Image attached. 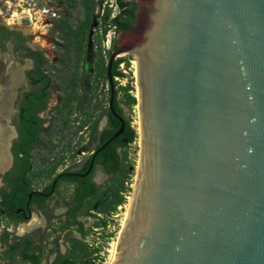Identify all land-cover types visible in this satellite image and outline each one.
<instances>
[{
	"label": "water",
	"instance_id": "1",
	"mask_svg": "<svg viewBox=\"0 0 264 264\" xmlns=\"http://www.w3.org/2000/svg\"><path fill=\"white\" fill-rule=\"evenodd\" d=\"M133 1L107 67L134 58L140 125L112 264H264V0Z\"/></svg>",
	"mask_w": 264,
	"mask_h": 264
},
{
	"label": "flooded vegetation",
	"instance_id": "2",
	"mask_svg": "<svg viewBox=\"0 0 264 264\" xmlns=\"http://www.w3.org/2000/svg\"><path fill=\"white\" fill-rule=\"evenodd\" d=\"M113 3L117 6L116 0ZM56 12L58 16L62 13L61 10ZM101 16L98 18L100 24ZM20 33L25 38L21 44L27 46L33 55H27L28 51L22 47L15 50V44L10 40L5 42L6 48L7 43L13 46L12 53L20 70L10 71L3 85L6 83V87L11 83L14 75L18 76L20 84L14 88L8 119L3 117L1 121L9 135L5 144L6 161L0 169V222L4 220L18 229L34 219L39 223L23 234L1 225L0 262L15 264L24 261L23 250L27 245L28 253L38 254L48 241L45 233L54 231V238L50 241L53 249L46 263L53 264L59 254L68 252L72 241L86 243L88 214L101 218L98 215L101 213L96 211L100 202H95L91 209L88 205L113 176L107 172L99 154L114 138L111 136L100 144L103 133L109 130L110 115L119 119L113 113L117 114L112 95L108 96L107 105L103 107L101 92L90 95L94 85L87 84V77H83L85 81H75L73 88L77 87L79 93L75 89L72 91L67 82L55 80L61 75L49 65L51 61L45 52ZM39 53L44 58L42 64H39ZM54 56L56 59L55 53ZM71 91L75 98L68 103L66 97ZM69 118L77 124L73 134L69 131L72 128ZM69 133L71 136L78 133L79 140L85 139L75 151L66 143L70 141ZM116 151L122 154L118 146ZM81 195L84 196L79 199ZM62 243H65L64 250Z\"/></svg>",
	"mask_w": 264,
	"mask_h": 264
},
{
	"label": "rangeland",
	"instance_id": "3",
	"mask_svg": "<svg viewBox=\"0 0 264 264\" xmlns=\"http://www.w3.org/2000/svg\"><path fill=\"white\" fill-rule=\"evenodd\" d=\"M62 0H0V26H5L10 29L18 30L22 32L26 37L30 39L29 42H33L37 47L42 49L45 52L48 60L53 62L55 60L54 53L57 51L56 46L54 44V37L52 33V29L43 28L44 23L47 22L45 17L41 14L37 13V10L42 9L43 7H52L56 11H60L64 14L65 9L62 8L61 5ZM96 3V9L94 12V17L91 23V29L88 33V37L85 41V47L82 51L81 61L78 65L77 69V80L85 81L83 77H87V84L93 83V88L89 91L91 96H94L96 91L101 92L102 96V106L106 107L107 99L109 96V83L103 78L96 75V69L98 65H103L108 61L109 53L112 51V41L115 37V33L113 29H109L107 33L103 36L101 33V24L99 23V17L101 16L102 10L111 9L112 14H117L118 8L115 7L113 0H94ZM25 9L32 10L34 15L33 22L37 23L39 27L34 28L32 20L22 16H27L28 14L23 11ZM31 13V14H32ZM18 16H17V15ZM59 14V15H60ZM20 15V16H19ZM71 23L76 25L79 22H82L85 18V13L82 5L79 3L75 10H72ZM19 17V18H18ZM60 16L55 18L59 19ZM54 19V20H55ZM15 20V21H14ZM36 29V30H35ZM34 30V31H33ZM13 46L7 43V48L3 51L0 50V86L4 87L3 81L7 79V75L10 71L17 72L19 69L18 63L13 56ZM118 58H122L124 61L120 64V69L124 73V78L114 79L116 82L115 88H119L120 86H130V93L137 97V82H136V64L134 58L130 54H121ZM52 65V64H49ZM92 75V76H91ZM86 87V84H84ZM76 93H79L78 88L76 87ZM122 97V91L118 92V98ZM124 109V113L126 118L130 120V124L137 131V137L135 141L127 146L122 151L124 156V165L125 168L129 171L130 175L127 181L125 182V186L127 190L123 193L126 198V202L121 206V208H116L113 211L112 216L102 215V219L106 221V223L97 224L98 216L96 214H88L86 218V237L84 238L87 245L88 250L91 252V256L95 257L96 264H108L110 262V250L112 249L113 242L117 241V236L121 230L123 213L126 211V205L130 202V197H132V189L134 188L135 183V175L137 163L139 160V145H140V135L138 133V104L137 100L135 104L125 105L122 104ZM69 120H71L69 118ZM90 121V120H89ZM72 128L69 130L70 133H74L76 131L74 127H77V124L71 120ZM70 122L67 124L69 125ZM137 126V127H136ZM62 131L63 128H62ZM70 135V141H66L69 144V147L72 151H75L77 147H80L82 143H84L85 139H78V133L76 135ZM40 151V155H41ZM42 157V156H41ZM106 178V176H104ZM103 177V180L105 181ZM107 180V179H106ZM118 176L115 178H110L103 185L100 196L98 197V201L101 205L103 202L108 199L106 196L111 194V189L116 185ZM41 181L40 183H43ZM97 200V199H96ZM90 205V204H89ZM88 205V209H91ZM98 211V210H96ZM34 218H37L34 216ZM109 224V227L107 226ZM1 225L7 226L10 230L14 231V233H20V228L18 229L14 225L7 224L6 221L0 222ZM56 226V225H55ZM54 231L46 232L45 245L38 251V255L40 257V261L43 264H46L49 261L50 254L52 251V244L50 241L54 238ZM65 249V243H62V250ZM109 261V262H108ZM0 264H2L0 262Z\"/></svg>",
	"mask_w": 264,
	"mask_h": 264
},
{
	"label": "trees",
	"instance_id": "4",
	"mask_svg": "<svg viewBox=\"0 0 264 264\" xmlns=\"http://www.w3.org/2000/svg\"><path fill=\"white\" fill-rule=\"evenodd\" d=\"M79 3L83 7L85 18L82 22L73 25L70 20L72 17V10H75ZM61 4L65 9V13L60 14V18L57 20L55 19L53 26L51 27L55 39L54 44L57 45V51L55 52L56 59L53 62L48 63L52 64L55 67L56 72L61 75L60 79L58 78L55 80H61L62 83L67 82L69 88L73 91L75 89L73 86L75 81H77V69L81 61L82 51L91 29L96 3L94 0H62ZM116 4L118 6L117 14L112 15L111 9L107 8L103 11L101 16V33L103 36L109 29L114 28V31L117 33L119 30L128 29L135 25L136 3L134 1L125 2L123 0H116ZM8 40L15 44V50L22 47L28 51L27 55H33V52L27 46L21 44V41L25 40V38L19 31L0 26V49L2 51L5 50V42ZM111 47L112 49L116 47L115 37L112 41ZM39 59V64L44 63L42 53H39ZM123 61L122 58H117L112 64V83H109V96H113L114 108L117 114L123 117L125 126L119 136L112 139L99 154L100 157H103L101 162L104 164L107 172L113 175L112 179L118 176V180L115 182L116 185L111 189V194L106 196L108 199L103 202L104 204L100 205V208L97 211L98 213L103 214V216H111L118 206L126 202L123 193L127 190L125 182L129 178L130 173L123 163V154L118 153L116 147L118 146L123 151L129 144L133 143L137 137V131L131 126L130 120L125 117L122 107V104H135L136 98L130 93V86H120L119 88H115L116 82L114 81V78L125 77L119 67ZM107 63L108 61L103 65H98L96 71L99 77H103L108 82ZM51 69L54 68L52 67ZM72 91L66 97L68 103L75 98V94ZM119 91H122V97L120 99L118 98ZM110 117L109 130L103 133V140L100 145L104 144L111 136H113L121 126L119 120L112 115H110ZM89 188L91 189L92 187ZM83 196L84 195H81L79 199H82ZM99 196L100 194L91 200L89 205L90 208L96 201H98ZM102 223L105 224L106 221L98 217L97 224L100 225ZM6 240L7 239H5V242ZM17 245L18 244L13 247ZM28 247L29 245L23 250V260L28 261L30 264H42L38 254L27 252ZM88 249L87 243L80 240H74L71 242L68 252L64 255L59 254L53 264H96L95 257L91 256V252Z\"/></svg>",
	"mask_w": 264,
	"mask_h": 264
},
{
	"label": "bare ground",
	"instance_id": "5",
	"mask_svg": "<svg viewBox=\"0 0 264 264\" xmlns=\"http://www.w3.org/2000/svg\"><path fill=\"white\" fill-rule=\"evenodd\" d=\"M32 10L25 9V11H23V12H26L28 15H30L32 17V22H33L34 15L32 13ZM33 27L34 28H36V27L40 28V26L39 25L37 26V23H35V22H33ZM19 84H20V79L18 78L17 75H14L11 83H9L6 87L3 88L2 86H0V169L3 166L4 161H6L5 160L6 159V157H5V144L7 141V136L9 135V132L6 130V128L1 125V121H2L3 117L6 119H8V117H9V112L11 110V102H12V99L14 97V88ZM137 130H138V133L140 135L139 121H138V129ZM131 199H132V197H130V202L126 205V211L123 213V220H122L121 226H123V224H124L127 212L129 210V205L131 203ZM38 223H39V221L37 219H34L27 226L20 227V229H19L20 234H23V233L27 232L28 230H30L31 228L37 226ZM118 236H119V234H118ZM118 236L116 238L117 240H118ZM116 244H117V241L113 242V244H112V249L110 250V253H111L110 254L111 255L110 256V262L108 261L109 262L108 264H112V262H113V256H114Z\"/></svg>",
	"mask_w": 264,
	"mask_h": 264
},
{
	"label": "built area",
	"instance_id": "6",
	"mask_svg": "<svg viewBox=\"0 0 264 264\" xmlns=\"http://www.w3.org/2000/svg\"><path fill=\"white\" fill-rule=\"evenodd\" d=\"M115 7L117 8V6L115 5ZM25 13V12H23ZM41 14L43 17H45V19L47 20V22L44 23L43 28H49L53 25V20L55 18L58 17V13L53 9V8H48V7H43L42 9L37 10V12L35 14ZM24 17L28 18L29 20H32V17L30 15L27 16H22L21 15V19H23ZM114 31V28H112ZM115 33V31H114ZM115 80H117V78H114ZM117 208H121V206H118ZM101 218L102 215L98 214ZM112 216V215H111ZM109 227V224L107 225Z\"/></svg>",
	"mask_w": 264,
	"mask_h": 264
},
{
	"label": "crops",
	"instance_id": "7",
	"mask_svg": "<svg viewBox=\"0 0 264 264\" xmlns=\"http://www.w3.org/2000/svg\"><path fill=\"white\" fill-rule=\"evenodd\" d=\"M42 263V262H41ZM4 264V263H2ZM15 264H30L28 261H18ZM43 264V263H42Z\"/></svg>",
	"mask_w": 264,
	"mask_h": 264
}]
</instances>
